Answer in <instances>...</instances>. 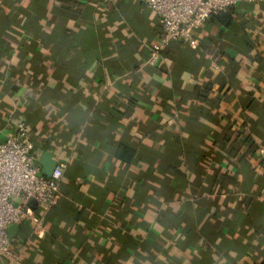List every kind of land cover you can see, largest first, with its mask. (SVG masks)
<instances>
[{
  "label": "crops",
  "instance_id": "1",
  "mask_svg": "<svg viewBox=\"0 0 264 264\" xmlns=\"http://www.w3.org/2000/svg\"><path fill=\"white\" fill-rule=\"evenodd\" d=\"M160 32L146 0H0V143L68 164L0 264H264V3L150 66Z\"/></svg>",
  "mask_w": 264,
  "mask_h": 264
},
{
  "label": "built area",
  "instance_id": "2",
  "mask_svg": "<svg viewBox=\"0 0 264 264\" xmlns=\"http://www.w3.org/2000/svg\"><path fill=\"white\" fill-rule=\"evenodd\" d=\"M161 22V32L146 63L155 66L162 52L180 39L192 41L194 33L215 13L225 12L241 2L264 3V0H146ZM15 133L0 143V257L18 261L12 249L7 227L24 219H36V209L30 204L50 208L61 200L60 184L67 168V161L57 162L52 175L43 173L36 161L33 142L29 137L28 122L16 123ZM259 197L264 202V185ZM95 264V263H92Z\"/></svg>",
  "mask_w": 264,
  "mask_h": 264
},
{
  "label": "water",
  "instance_id": "3",
  "mask_svg": "<svg viewBox=\"0 0 264 264\" xmlns=\"http://www.w3.org/2000/svg\"><path fill=\"white\" fill-rule=\"evenodd\" d=\"M42 164H43V169H42L43 173L46 174L47 176H50L52 175L57 162L52 158L51 153H46L42 159ZM30 204L34 207L37 205V202L35 200H32Z\"/></svg>",
  "mask_w": 264,
  "mask_h": 264
},
{
  "label": "trees",
  "instance_id": "4",
  "mask_svg": "<svg viewBox=\"0 0 264 264\" xmlns=\"http://www.w3.org/2000/svg\"><path fill=\"white\" fill-rule=\"evenodd\" d=\"M219 13H221V12H219ZM127 155H129V154H126V153H125V155L122 156V157H123L125 160H129V157H128Z\"/></svg>",
  "mask_w": 264,
  "mask_h": 264
}]
</instances>
